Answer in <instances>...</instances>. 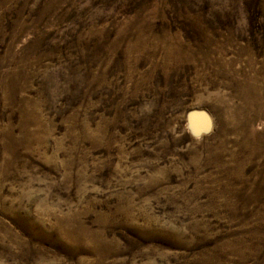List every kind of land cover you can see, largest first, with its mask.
Wrapping results in <instances>:
<instances>
[{
  "label": "rangeland",
  "instance_id": "374dc122",
  "mask_svg": "<svg viewBox=\"0 0 264 264\" xmlns=\"http://www.w3.org/2000/svg\"><path fill=\"white\" fill-rule=\"evenodd\" d=\"M0 264H264V0H0Z\"/></svg>",
  "mask_w": 264,
  "mask_h": 264
}]
</instances>
